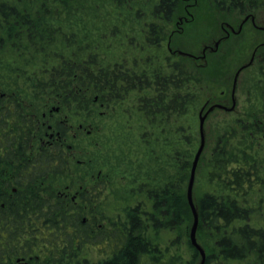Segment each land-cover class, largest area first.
Returning a JSON list of instances; mask_svg holds the SVG:
<instances>
[{
  "label": "trees",
  "instance_id": "1",
  "mask_svg": "<svg viewBox=\"0 0 264 264\" xmlns=\"http://www.w3.org/2000/svg\"><path fill=\"white\" fill-rule=\"evenodd\" d=\"M208 1L203 8L204 0H160L138 51L152 59L141 68L125 65L121 77L119 65L102 60L100 50L85 60L80 51L95 44L96 35L115 38L122 34L119 29L133 27L139 0H0V264L201 263L191 240L194 217L187 185L201 142L199 104L205 81L189 58L185 64L165 63L161 48L179 15L188 20L184 30L202 19L200 14L228 16L223 8L227 0ZM247 3L264 8V0H230V7L242 11ZM89 12L98 22L90 27L93 31L82 17ZM125 12L129 16L122 17ZM139 72L157 77L159 87L135 83L145 79ZM102 107L136 129L147 161L135 176L143 181L138 191H130L133 202L112 212L103 208L110 191L45 188L50 177L70 172L69 154L62 148L70 133L59 121L55 156L39 142L48 131L46 121L32 119L55 116L57 108V117L67 110L92 119ZM230 128V121L221 123L214 144L199 161L196 182L201 174L208 188L194 189L197 240L206 251L204 264H264V227L252 224L260 209L249 203L264 186V161L256 157L264 155V148L248 143L254 141L246 133L231 134ZM113 169L118 176L131 171L122 170L121 161ZM246 183L249 191L238 190Z\"/></svg>",
  "mask_w": 264,
  "mask_h": 264
},
{
  "label": "rangeland",
  "instance_id": "2",
  "mask_svg": "<svg viewBox=\"0 0 264 264\" xmlns=\"http://www.w3.org/2000/svg\"><path fill=\"white\" fill-rule=\"evenodd\" d=\"M217 1L218 0H216V2ZM159 2L160 0H139V4L136 3L133 9V27H131L132 24H128L129 27L127 26L119 29L118 31H121L122 34L119 37L115 38H105L104 36H102L103 38L99 39V36L96 35L97 42L94 44V41L92 44H90V46H88L87 48H83V50L80 51L83 59H87L88 56L90 54H93L96 49H98V51H101V54H99L100 52H97V55L102 57V60L111 62V64H114L115 62L119 63L123 59H129L130 63L128 65L131 66L134 59L145 56L146 52L143 51V53H138V51H140V48L144 43V38L147 34L149 23L153 22L154 20L152 16L154 7ZM208 2L209 1L206 0V3ZM201 6L203 8L206 7L205 0L201 4ZM223 8H225V10L227 9L228 14H233V17L231 18L233 19V25L235 26L238 25L237 23L241 18L243 20L244 16L252 15L255 17L256 24L264 27L263 7L252 9L251 5L249 6L247 3L244 10L241 11L240 9L230 7V0H227L226 5H224ZM139 9L142 11V14L138 16L136 15V11ZM105 10L106 8H104L103 11L100 12V14L103 15H101V19H104ZM214 13L215 14L208 13V15H206V13L200 14L199 16H201L202 19L197 18V20L193 22L188 29L184 30L183 42H181L179 39L178 41H176V44L186 46L188 45L190 47H193L192 49L195 50L194 52H197V49H201V45L203 43L211 41L210 43L213 44L215 40L212 42L210 37L211 33L216 35V37H219L221 35L222 25L230 23V16H227V13L226 15L223 13H218L216 11H214ZM114 14H110V19L116 18ZM126 15L129 16L126 12L121 16L126 17ZM92 16L93 15L90 12L82 16L86 18L85 24L88 31H93V28L90 27L98 25V22L96 23V21L92 20ZM130 16L132 15L130 14ZM181 17L183 16L179 15L177 20L181 19ZM110 19H108L109 21H106V26H108L109 23H112ZM99 25H101L99 27L100 31H103L104 23L100 22ZM172 28L173 27L169 28V30ZM94 31L96 32L97 30ZM110 31L111 29H108V32ZM248 33L249 32L246 33L244 39L234 42L235 44H237L238 49L244 52L239 53L234 51L231 59L230 57H228V55L230 54V49L228 50V48L230 46L227 47L225 43L221 45L219 55H217L221 58H216L217 64L215 66L214 72L212 74H207V77L208 79H210V81L213 82L215 80H219L213 76L223 77V80H221L222 86L219 87L218 85L212 87L211 84L208 86L204 83L205 86L202 90V96L199 104L200 108L203 104H205V101L209 96L214 97V95H219V93L223 89H225L226 91L228 90L227 92H230V70H232L230 67V60L233 62L240 60L239 62L231 65L232 67L234 66V68L237 67V65H240V63H242L245 59L249 58V56L252 55L255 46L259 44V42L264 41V32L256 31L252 35L251 32L249 33V35ZM83 41L84 43L85 41L90 42L91 39H83ZM138 41H141V43H139ZM109 42L110 44H107ZM147 46L148 44H145V47ZM150 46L153 48L155 45ZM161 53L163 56L169 54L166 47V42L162 44ZM146 55L147 57L148 55L150 56V54L148 53ZM258 59L259 57L257 53L254 59L255 63L251 68H248L246 72L240 76L237 83L238 90L236 93V98L238 107H240V109L250 106V104H252L254 108H256L255 106H258V108L262 106L258 99L259 97L257 90V87L262 85L261 83H259L260 74ZM146 60L149 59L142 58L140 60L136 59L134 61H136L137 63L141 61L143 64H139L145 65ZM249 90L251 100L247 101ZM28 95L30 94L28 93ZM29 102L31 103L30 100ZM97 111L98 112L96 115L91 116L92 119H85V117L82 116L81 113L74 114L73 112H68L67 110H65L62 114V118L66 116L69 118V125L71 126L67 143L71 148V154H73V160L71 164L72 167L70 173L67 176L53 178L50 182L53 190H61L69 185L73 190L71 192H75V190L79 188L87 187L89 183L93 181L92 179H90L91 176H94L95 178L97 177L98 179L105 174H109L110 183L109 186H107V191H110V194L108 196V200L104 203L103 208L108 212H112L116 206L133 202V197L130 191H138V187L143 181L142 176H140L139 178H136L135 176L139 175V169L141 170L140 172H143V170L147 167L143 164L147 161H145V156L142 153L144 151V147L142 146V142H140L141 139L139 138V134L136 132V129L134 128V130H130L129 126H125V118L123 119L121 114L114 113L110 107H102ZM194 121L196 123V127L193 131L194 136L196 137L195 130L197 129L198 115L197 121L195 118ZM224 121H230V113L215 111L207 118L205 122V148H208V151L215 142V136H218V134L220 133V125ZM91 126L92 131L89 133L87 130L91 128ZM140 157L143 158V160ZM116 160L121 161L122 170L129 171L131 169V174L128 173L125 174L126 176H118V174H114L113 172L111 173L109 169L114 166V162ZM195 186L196 191L201 192L207 190L208 184L205 178L201 176V174L199 176V180H197V182L195 183ZM141 198H145L144 195H141ZM249 203H254V206L260 209V211L256 212L253 216L256 223L252 222V224H257L258 226L264 227V189L256 191V193L252 195Z\"/></svg>",
  "mask_w": 264,
  "mask_h": 264
},
{
  "label": "flooded vegetation",
  "instance_id": "3",
  "mask_svg": "<svg viewBox=\"0 0 264 264\" xmlns=\"http://www.w3.org/2000/svg\"><path fill=\"white\" fill-rule=\"evenodd\" d=\"M183 1H187V0H183ZM187 4V3H186ZM190 4L188 3L185 7L188 8ZM228 16H230V23H227L226 25H222L221 27V35L218 37H216V35H214L213 33H211L210 37L212 42L214 41V43H203L201 46V49H197V52H194L195 50H193V47L190 46H186V45H181V44H171V40H176L178 41L180 39L181 42H183V35H182V31H184L183 28V24L185 21H188L186 19H183V17H181V19L176 20L174 23V27L172 29H167L168 31V40L166 41V47L167 50L169 52L168 55L163 57V61H165V63H169L170 61L173 62H182L183 64L186 63V59L189 58L192 63L196 66V68H198V71H200L201 74V78L203 79V81H205L204 83H207V85L209 86L210 84H214V86H218L221 87L222 86V81L223 77H219V76H213L216 79H219L218 81H210V79H208L207 74H212L214 72L215 66L217 64L216 58H221L217 55H219V50L221 45H223L224 43L228 46H230L228 48V50L230 49V54L228 55V57H230V59L232 58L233 52H239L242 53L244 51L238 49L237 44H235L234 42H236L237 40H242L244 39L245 35L247 32H251V35L254 34L256 31H260V32H264V27L259 26L256 24V20L255 17L252 15H246L240 19V21L237 23L238 25H233V19L231 17H233V14L230 13L228 14ZM178 18V17H177ZM242 20V21H241ZM189 28V27H188ZM212 32V31H211ZM176 34L173 39H171L170 37L172 36V34ZM248 33V35H249ZM213 34V35H212ZM250 38V37H249ZM217 39V40H216ZM210 40V39H209ZM210 43V44H209ZM218 43V45H217ZM138 46V45H137ZM142 49V46H141ZM140 53V52H138ZM258 53V64H259V83H261V86L257 87L258 90V99L259 102L261 103V107L259 108H254L252 104H250V106L247 107H243L240 109V107H238V102H237V98H236V93L238 90V81L240 76L246 72V70L248 68H251L253 66V64L255 63V57L256 54ZM238 55V53H237ZM152 59L151 56L145 54V56H142L140 59ZM246 58V56H245ZM137 59V58H136ZM134 59V60H136ZM132 61L131 66H136L138 68H141V65L139 63H137L136 61ZM238 61H231L230 60V67L232 70H230V92H227L225 89H223L219 95H214V97L209 96L208 99H206L205 104H203L200 108V113L202 112V110L204 109V113L213 105H222L225 107H230V111L220 108V107H216L214 108V110H212L210 112V114L214 113L215 111H223L225 113H230V133L231 134H235L236 136H241V134L246 133V137L247 139H250V141H254V142H248V143H253V144H258L259 146L264 148V94H263V88H264V41L263 42H259V44H257L255 46V49L253 50V53L251 56H249V58L245 59L242 63H240V65H237V67L234 68V66L232 67L231 65L239 62ZM130 63V60L128 59H123L121 62L117 63L119 65L118 68V72H119V76H123L125 73V65H128ZM199 74V75H200ZM137 76L139 77H145V79H142L141 81H137L134 79L135 83H141V84H149L150 87H154L155 85L158 86V79L156 78H149L146 75H141L140 72L137 73ZM153 77V76H152ZM219 77V78H218ZM237 77V81L235 83ZM209 81V82H208ZM168 84V83H167ZM159 87V86H158ZM152 89V88H151ZM137 91H140V93H143V90L137 89ZM251 97H250V90L248 91V98L247 101H250ZM235 104V106H234ZM232 106H234V108H232ZM232 108V109H231ZM59 109H56V115L52 116V117H45V114H43L44 120L42 118H40L39 116H35L33 115V120H36L38 124H43V121H46V127L48 129V131L45 133V137H39V142L41 145H46L52 148L54 155H57V149H58V144H59V140H58V123L59 121L61 122V124L65 125V127L67 128V132L66 135L70 133L71 130V126L69 125V118L66 117H61V120H59L60 117H57ZM209 114V115H210ZM208 115V117H209ZM52 122V124H49L48 122ZM91 125V124H89ZM235 126L237 127V131L234 130ZM81 127V125H80ZM86 128V127H85ZM83 128V129H85ZM89 133L92 131V126L91 128H89L87 130ZM249 136V137H248ZM67 139L68 137L66 136L64 138V140L62 141V148L63 151L69 154V159H68V163L70 164V171H71V164H72V160H73V154H71V148L69 146V144L67 143ZM141 142V141H140ZM257 160L259 161H264V155L263 156H256ZM255 157V158H256ZM252 158V159H255ZM55 164L57 165V161L55 162ZM119 165V161H115L114 162V166H118ZM143 166V165H142ZM112 173L113 166L109 169ZM141 170L139 169V173ZM70 173V172H69ZM68 173V174H69ZM100 173V172H99ZM67 174V175H68ZM65 175V176H67ZM64 177V176H63ZM56 178V177H50L47 181H46V187L45 188H49L50 191H73L72 188L67 185L64 189L61 190H53L51 187V179ZM90 179H92L93 181H91V183H89V185L87 187L84 188V191H107L110 183L109 180V174H105L102 177H99L97 179V177L95 178L94 176L90 177ZM79 188L75 191H80ZM243 189V190H242ZM242 189H238L241 191H249V184L246 183L244 185V187ZM264 189L263 187H259L258 190L256 191H260ZM59 193V192H58ZM67 195H65L64 197L66 198Z\"/></svg>",
  "mask_w": 264,
  "mask_h": 264
},
{
  "label": "water",
  "instance_id": "4",
  "mask_svg": "<svg viewBox=\"0 0 264 264\" xmlns=\"http://www.w3.org/2000/svg\"><path fill=\"white\" fill-rule=\"evenodd\" d=\"M218 45V43H217ZM237 81V77L235 80V83ZM235 106V104H234ZM234 106H232V108H234ZM216 107H220L223 109H226L228 111H230V107H225L222 105H213L212 107H210L205 113H204V109L202 110V112L200 113V136H201V142L200 145L198 147V150L195 154L194 160H193V164H192V168H191V173H190V177H189V181H188V185H187V198L189 201V204L191 206L192 212H193V217H194V222H193V226L191 229V240L193 245L200 251L201 256H202V260L200 264H204V261L206 259V251L205 249L201 246V244L198 242L197 240V229H198V224H199V213L194 201V186H195V181H196V173H197V168L199 165V161L200 158L205 150L206 147V135H205V122L208 118V115L210 114V112L212 110H214V108ZM231 108V109H232Z\"/></svg>",
  "mask_w": 264,
  "mask_h": 264
}]
</instances>
